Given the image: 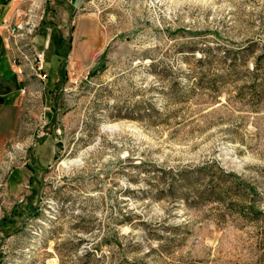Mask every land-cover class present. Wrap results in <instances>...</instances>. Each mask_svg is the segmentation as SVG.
<instances>
[{
	"label": "rangeland",
	"instance_id": "374dc122",
	"mask_svg": "<svg viewBox=\"0 0 264 264\" xmlns=\"http://www.w3.org/2000/svg\"><path fill=\"white\" fill-rule=\"evenodd\" d=\"M38 1L0 264H264V0Z\"/></svg>",
	"mask_w": 264,
	"mask_h": 264
},
{
	"label": "crops",
	"instance_id": "0c3cea01",
	"mask_svg": "<svg viewBox=\"0 0 264 264\" xmlns=\"http://www.w3.org/2000/svg\"><path fill=\"white\" fill-rule=\"evenodd\" d=\"M9 0H0V20L8 9ZM34 40V39H33ZM14 55L16 49L10 45ZM9 45L4 41L3 31L0 29V148L6 138L12 134L18 124L20 108L15 99L17 95V81L11 72L9 64Z\"/></svg>",
	"mask_w": 264,
	"mask_h": 264
},
{
	"label": "built area",
	"instance_id": "2783aa9c",
	"mask_svg": "<svg viewBox=\"0 0 264 264\" xmlns=\"http://www.w3.org/2000/svg\"><path fill=\"white\" fill-rule=\"evenodd\" d=\"M26 0H9V6L3 17L0 20V29L4 34V41L9 45V64L11 68V72L14 74L17 81V95L21 96L23 92L22 81L17 73V62L13 57L10 49V36H11V26L13 23H21V18L24 16V6ZM44 14H38V23L42 21ZM36 30H21V42L24 46H28L30 51L32 50L31 37ZM31 57L35 59L36 66L38 69V79L37 80H45L46 75L42 72V63H43V54L42 52L34 51L31 52Z\"/></svg>",
	"mask_w": 264,
	"mask_h": 264
},
{
	"label": "bare ground",
	"instance_id": "6f19581e",
	"mask_svg": "<svg viewBox=\"0 0 264 264\" xmlns=\"http://www.w3.org/2000/svg\"><path fill=\"white\" fill-rule=\"evenodd\" d=\"M38 14H44V8L42 2L38 0H26L24 6V16L21 18V23H13L11 26L10 45L16 49V53L13 57L17 62V73L21 81L23 80V71L25 67L31 68L34 71L35 77L38 79V69L35 59L33 58V65L29 66V60L19 50V43L21 42V30L25 27V30H34L38 26ZM41 81V80H40ZM23 92L26 93V86L22 82Z\"/></svg>",
	"mask_w": 264,
	"mask_h": 264
},
{
	"label": "trees",
	"instance_id": "16d2710c",
	"mask_svg": "<svg viewBox=\"0 0 264 264\" xmlns=\"http://www.w3.org/2000/svg\"><path fill=\"white\" fill-rule=\"evenodd\" d=\"M165 172V173H164ZM162 174H172V172L171 171H169V170H166V171H162ZM169 191H172V186L169 188ZM176 191V190H175ZM30 212H32V209L31 208H27ZM6 225V222H5V220H0V226H5ZM102 243H104V242H102ZM104 244H106V245H111V244H116L115 242H114V240L113 241H108V242H106V243H104ZM80 260H86L87 262L85 263V264H89L90 263V260H89V254H87V253H85V254H83L82 256H81V259ZM81 264H83V263H81Z\"/></svg>",
	"mask_w": 264,
	"mask_h": 264
},
{
	"label": "water",
	"instance_id": "95a60500",
	"mask_svg": "<svg viewBox=\"0 0 264 264\" xmlns=\"http://www.w3.org/2000/svg\"><path fill=\"white\" fill-rule=\"evenodd\" d=\"M53 51V44L51 42H47L45 48L42 51L43 60H49Z\"/></svg>",
	"mask_w": 264,
	"mask_h": 264
}]
</instances>
